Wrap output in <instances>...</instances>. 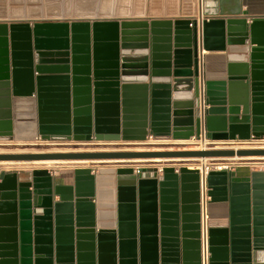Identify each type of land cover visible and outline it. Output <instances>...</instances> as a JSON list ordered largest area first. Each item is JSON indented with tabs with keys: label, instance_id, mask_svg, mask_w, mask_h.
<instances>
[{
	"label": "water",
	"instance_id": "obj_1",
	"mask_svg": "<svg viewBox=\"0 0 264 264\" xmlns=\"http://www.w3.org/2000/svg\"><path fill=\"white\" fill-rule=\"evenodd\" d=\"M190 25L0 22V146L38 150L0 154V162L127 166L117 169L112 231L96 228L92 169H75L68 187L45 169L1 172L0 264H201L200 169L135 161L264 157V148L214 144L264 143V19H203L200 43L197 23ZM236 46H251L249 61L231 62L228 82H206L202 125L203 52ZM28 99L35 104L27 119L14 103ZM21 120L37 123L35 137L16 133ZM201 139L208 148L168 149ZM116 145L166 150H108ZM55 148L102 150L40 152ZM207 184L211 202L229 203L227 225L210 228V264H253V252L264 251V172L212 170Z\"/></svg>",
	"mask_w": 264,
	"mask_h": 264
},
{
	"label": "crops",
	"instance_id": "obj_2",
	"mask_svg": "<svg viewBox=\"0 0 264 264\" xmlns=\"http://www.w3.org/2000/svg\"><path fill=\"white\" fill-rule=\"evenodd\" d=\"M111 2L107 6L108 16L98 19H85V21H118V22H190L194 24L198 21L207 18H218L223 20L247 19L250 23L253 19H264V0H121L116 1L119 7L113 8ZM121 3V4H120ZM103 9V6L101 7ZM191 27V26H190ZM185 30V28H184ZM251 46H236L228 47L226 52H205L204 62L201 68V74L206 82H228L227 71L231 62L244 60V64L249 61V53ZM238 64V63H234ZM233 95L238 97V90L233 89ZM33 100H22L15 102V113L18 111L20 116L29 117L34 108ZM134 115H136L135 108ZM28 119V118H27ZM37 128V123L21 120L15 122L16 133H20L26 137H35L33 135ZM194 141V140H193ZM181 142V141H180ZM190 142V141H189ZM179 144V143H177ZM191 144V143H188ZM217 144L215 149H242L238 145L241 143H214ZM229 144V145H226ZM218 147V148H216ZM238 147V148H235ZM176 150H200L199 147H174ZM101 151V150H99ZM208 160V159H206ZM203 160V161H206ZM210 160V159H209ZM217 161H230L231 159H216ZM197 161V160H195ZM213 161V160H211ZM259 163V162H258ZM208 163H203L206 165ZM198 164V168H199ZM144 167L155 169L161 166L143 165ZM175 168H180L179 165H173ZM188 166V165H187ZM78 167L86 166H61L57 170H51L55 185L63 187L71 186L74 182L73 171ZM93 170L96 177L95 183V221L97 230L112 231L117 229L118 225V175L117 169L127 167L126 165H115L112 168L107 165H97L92 163L87 166ZM137 167V166H136ZM189 169H191L188 166ZM194 168H196L194 166ZM262 171L256 162H249L244 166H235L231 164L229 172L234 176L243 178L249 176L253 172ZM25 173V172H19ZM28 173V172H26ZM162 177V172L159 171L158 179ZM23 181L24 178L23 177ZM59 201V197L54 198ZM41 211V210H38ZM35 213V212H34ZM210 225L211 228H221L227 225L229 221V203L228 202H210ZM253 264H264V251L253 252Z\"/></svg>",
	"mask_w": 264,
	"mask_h": 264
},
{
	"label": "rangeland",
	"instance_id": "obj_3",
	"mask_svg": "<svg viewBox=\"0 0 264 264\" xmlns=\"http://www.w3.org/2000/svg\"><path fill=\"white\" fill-rule=\"evenodd\" d=\"M109 1L111 2L113 8L119 7L116 3V1L121 0H0V22H7V23H15V22H25V23H37V22H57V21H63V22H73V21H82L85 19H98L102 17L108 16L107 6L109 5ZM108 4V5H107ZM121 4V3H120ZM103 6L104 10H101V7ZM36 136L37 128L35 127V132H33ZM16 141H12L10 143H7L10 145V147H5L4 145L0 146V150H6L9 148H12V150H16L13 148H17L21 150L24 148L23 146L14 147L16 144ZM256 144V145H254ZM238 144V145H230V146H240L245 147L242 149H250L255 146H264V143L258 144ZM13 146V147H12ZM114 147V148H113ZM109 148V151L112 150H124L127 148L132 149L133 147H139V146H121L116 145ZM169 150H176L174 146H168ZM180 147H199V145L196 144H186L181 145ZM209 146H207L208 148ZM157 150H166L164 148H155ZM200 150H202L201 147H199ZM178 150V149H177ZM186 150V149H184ZM126 151V150H125ZM200 161V162H199ZM230 161H236V159H231ZM202 162L210 163L211 160H197L194 164L198 165ZM248 162H256V161H248ZM92 164V163H91ZM91 164L86 165H77V164H70L68 162L61 163V164H54L52 166H49L48 168H40L35 167L32 165H24L21 167H10V168H2L0 167V173L1 172H32L34 170H53L58 169L61 166H89ZM97 165H107L109 167H115L114 163H105V164H99ZM152 165V164H148ZM154 165V164H153Z\"/></svg>",
	"mask_w": 264,
	"mask_h": 264
},
{
	"label": "built area",
	"instance_id": "obj_4",
	"mask_svg": "<svg viewBox=\"0 0 264 264\" xmlns=\"http://www.w3.org/2000/svg\"><path fill=\"white\" fill-rule=\"evenodd\" d=\"M202 1V0H201ZM198 21L197 19V28H198V40L200 43V37H201V29H200V23L202 22ZM191 27L193 24L191 23ZM205 52H203V59L201 63V68L204 62V55ZM199 99H200V104H201V112H200V119H201V124L204 125V121L206 118L205 111L207 109V104H206V86H205V81L202 77L199 83ZM195 142L199 143L200 142H208V141H203L201 140H194ZM241 144H254V143H241ZM261 144V143H258ZM256 145V144H254ZM236 161H217L213 162L212 161L208 164H206V168L203 171V165L201 166L200 169V252H201V264H210V213H209V205L211 202V199L209 197V188L207 184V178H208V173L212 170H230L231 164L235 166H244L248 164V161H243L239 160L236 158ZM219 162V163H218ZM259 162V163H258ZM257 166H260L262 169H264V162L262 161H257Z\"/></svg>",
	"mask_w": 264,
	"mask_h": 264
},
{
	"label": "bare ground",
	"instance_id": "obj_5",
	"mask_svg": "<svg viewBox=\"0 0 264 264\" xmlns=\"http://www.w3.org/2000/svg\"><path fill=\"white\" fill-rule=\"evenodd\" d=\"M189 143L191 144H196V145H199V147H201L202 149H205L207 148V146H209V142H200L197 143L195 141H190ZM148 145L150 144H156L155 141H153L152 139L148 141L147 143ZM177 144V143H176ZM179 144L181 145H186L188 144V142H179ZM247 145V144H245ZM218 148V147H216ZM235 148H238V147H235ZM239 148H245V147H239ZM253 148H264V146H255ZM99 150H102V149H77V150H72V149H50V150H46V151H40V152H83V151H86V152H91V151H99ZM126 151H150V150H157L155 149V147L153 148H149V146H139V147H133L132 149L130 148H127V149H124ZM236 150V149H235ZM38 152V150H35V149H28V150H19V149H16V150H12V149H7L6 150H0V154H12V153H36ZM239 160H243V161H262L264 162V157H250V158H243V159H239ZM68 161H37V162H0V167L2 168H10V167H21V166H24V165H32V166H35V167H40V168H48L49 166H52L54 164H61V163H66ZM170 162H191V165H189V167L191 169L194 168V166L196 168H198L196 164H194L195 160H178V161H166V160H161V159H154V160H146V161H135V163H144V164H165V163H170ZM193 162V163H192ZM200 162V161H199ZM70 164H77V165H86L88 164L89 162H86V161H72V162H68ZM114 163V162H112ZM123 163H129V162H123ZM205 163V162H202L200 165H199V168H201L202 164Z\"/></svg>",
	"mask_w": 264,
	"mask_h": 264
}]
</instances>
